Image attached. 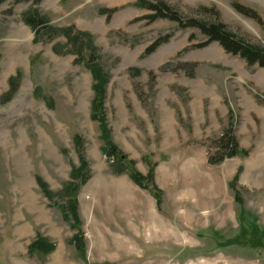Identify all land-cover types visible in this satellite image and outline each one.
Here are the masks:
<instances>
[{"label": "rangeland", "instance_id": "374dc122", "mask_svg": "<svg viewBox=\"0 0 264 264\" xmlns=\"http://www.w3.org/2000/svg\"><path fill=\"white\" fill-rule=\"evenodd\" d=\"M194 22L264 51V0L0 4V264H264V68Z\"/></svg>", "mask_w": 264, "mask_h": 264}, {"label": "trees", "instance_id": "16d2710c", "mask_svg": "<svg viewBox=\"0 0 264 264\" xmlns=\"http://www.w3.org/2000/svg\"><path fill=\"white\" fill-rule=\"evenodd\" d=\"M4 1L5 0H0V4L3 3ZM149 8L151 11L154 12V14L150 15L148 18L155 19L163 15L164 17L169 16L172 20L181 22L180 21L181 19L178 17V15L175 12H173L170 9V7L163 2H159L158 4H152L150 5ZM236 8L240 12H243L242 7H240L239 5H236ZM165 10L170 12V15H167L164 12ZM26 21L34 27H37L38 24H41L43 22L41 21V19H39V17H34V16L27 17ZM193 25L199 28L204 34H206L209 37V40L206 43H204L202 46H206L208 44H211L212 42H219L227 52L232 53L234 55H240L245 60H247V62H249L250 64L259 63L260 66L264 68V51L260 49L259 47L246 43L245 40L238 38V36H236L234 33L228 31L223 24L205 25V24H201L198 22H194ZM163 42H164L163 40L159 39L157 42H155V44H153L149 48L148 52L151 53L155 51ZM10 86H11L10 90L5 95L6 101H10L17 91L15 78H12L10 82ZM97 92H98V97L93 102L92 117L95 120L101 121L102 130L105 132L106 124H104L105 116L103 114V107H102L103 104H102V99H101V96H103L102 94L104 92L103 91L101 92L100 89H97ZM106 134H107V131H106ZM107 140L108 141L106 142V145L103 148L105 155L112 156V155H118L119 153H121L120 150H118L117 147H115L114 144L110 142V137ZM76 141H77V145H80L79 143L80 140L78 138L76 139ZM228 141H229L228 149L230 150L229 156L235 157V156L243 155L245 153L243 150L239 148V145L236 142V138L234 137L233 134L229 135ZM132 164H134V162ZM87 168H88V164L83 159L81 161V167L74 170L75 177H80L82 172ZM131 176L135 180V182L142 185L144 178L137 171L132 169ZM87 178L88 177H86L85 175L84 182L87 181ZM69 189H71V185ZM73 209H75V207H73ZM73 242L72 244L73 245L75 244L77 249L82 248L81 241H78L75 239L73 240ZM54 250H55V244H51L47 242V239H45L44 237H41L40 235L37 236V238L32 242V244L29 247V253L31 255H34V253L36 252H42L43 254L47 255V254L52 253Z\"/></svg>", "mask_w": 264, "mask_h": 264}]
</instances>
